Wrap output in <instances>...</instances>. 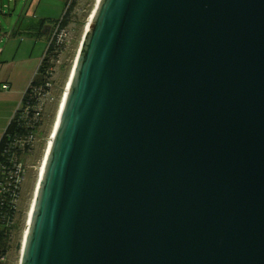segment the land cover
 Returning <instances> with one entry per match:
<instances>
[{
  "label": "water",
  "instance_id": "obj_1",
  "mask_svg": "<svg viewBox=\"0 0 264 264\" xmlns=\"http://www.w3.org/2000/svg\"><path fill=\"white\" fill-rule=\"evenodd\" d=\"M18 264H264V0H96Z\"/></svg>",
  "mask_w": 264,
  "mask_h": 264
},
{
  "label": "rangeland",
  "instance_id": "obj_2",
  "mask_svg": "<svg viewBox=\"0 0 264 264\" xmlns=\"http://www.w3.org/2000/svg\"><path fill=\"white\" fill-rule=\"evenodd\" d=\"M95 1L74 0L67 23L68 36L60 46L56 57L49 60L52 68L49 77L51 85L43 96L45 107L39 127V137L35 142L33 154L22 157L27 166L20 195L24 197L22 213L13 220L12 227L16 229L10 233L9 247L0 264H18L21 230L25 212L33 194L36 174H38L48 134L51 130L59 96L81 40L83 26L94 8ZM65 3L66 0H0V113L10 111V108L17 102V100L14 102L17 92H13L11 87L13 85L16 87L21 76L34 69L32 77L35 75L41 56L46 49V33H50L48 27L51 25V21L61 16ZM41 21H44V26L41 30L39 29L41 34L36 37L38 34L35 32ZM37 61L39 62L37 63ZM10 75L13 76V78L11 77L12 82L8 78ZM2 84H8L9 88L3 89ZM20 100L19 97L18 102ZM17 107L14 108V111ZM3 131L4 129L0 131V137Z\"/></svg>",
  "mask_w": 264,
  "mask_h": 264
},
{
  "label": "built area",
  "instance_id": "obj_3",
  "mask_svg": "<svg viewBox=\"0 0 264 264\" xmlns=\"http://www.w3.org/2000/svg\"><path fill=\"white\" fill-rule=\"evenodd\" d=\"M70 3L71 0L66 1L63 13L52 24L47 38V46L49 44L62 46L64 40L68 36L69 29L67 23L69 22V17H67L66 11ZM66 20L67 22L64 24ZM46 84L47 86L50 85L48 82ZM8 87V84L2 85L3 89H8ZM30 88L29 98L31 103L27 102V105L22 107L20 100V104L11 116V118L14 117L17 111H19L17 122L20 127H24L26 130L20 133L14 132L7 136L8 139L5 143V151L8 152L9 155L8 160L6 159L8 166L4 167L2 165V172H4L5 175L3 182H0V199L2 195L9 193L14 206L19 205L21 187L27 170L26 162L23 161L22 157L23 155L30 156L32 149L34 150L35 142L38 140V129L39 126H41L42 112L45 107L43 101L44 93L40 94L43 91L42 85L31 83ZM36 97L39 99L37 103L34 104V107L31 108L33 105L32 100ZM25 119L26 121H24ZM36 127H38V129H36Z\"/></svg>",
  "mask_w": 264,
  "mask_h": 264
},
{
  "label": "trees",
  "instance_id": "obj_4",
  "mask_svg": "<svg viewBox=\"0 0 264 264\" xmlns=\"http://www.w3.org/2000/svg\"><path fill=\"white\" fill-rule=\"evenodd\" d=\"M73 4H74V0H71L70 6L66 11L67 17H69L70 9H71ZM56 20L57 19L51 21L50 28ZM66 22H67V20L65 21L64 24H66ZM43 26H44V21L39 22L38 30L39 29L41 30V28H43ZM50 28H49V30H50ZM42 31H43V29H42ZM46 35H47V33H46ZM48 35H49V32H48ZM48 35H47V38H48ZM38 36H39V34L36 37H38ZM53 45H51V44H49L48 46L46 45L47 47L43 53L44 55L41 56V60L39 62L37 71H36L35 75L32 77V80L29 82L28 86L26 87V89L22 95V98H21V104H22L21 106L22 107L27 105V102L31 103L30 98H29L31 83H34L37 85H40V84L42 85L43 91L40 94L45 93L46 89L49 88V86L51 85L49 77H50L52 68L49 64V60L51 58L56 57L58 50L60 48V46H56V45L53 46ZM47 82L50 85L47 86V84H46ZM38 99L39 98L36 97L32 100L33 105L31 106V108L34 107V104L37 103ZM18 112L19 111H17V113L14 115V117L9 119V121H8L6 127L4 128V131L0 137V169H1L0 182H3L4 175H5V173L2 172V165L4 167L8 166L7 160H8L9 155H8V152L5 151V143H6V140L8 139L7 136L11 135L14 132L20 133V132H23L26 130L24 127H20L18 122H17ZM42 115H43V112H42ZM24 121H26V119ZM41 122H42V118H41ZM36 129H38V127H36ZM38 132H39V129H38ZM32 152H33V149L31 151L30 155L33 154ZM19 201H20L19 205L14 206L13 202L11 201V196L9 195V193L2 195L1 199H0V263H1V259L5 256V254L8 250L10 233L12 231H14V229H16L15 227H12L13 220L18 214L22 213L24 197H20ZM19 244H20V242H19Z\"/></svg>",
  "mask_w": 264,
  "mask_h": 264
},
{
  "label": "bare ground",
  "instance_id": "obj_5",
  "mask_svg": "<svg viewBox=\"0 0 264 264\" xmlns=\"http://www.w3.org/2000/svg\"><path fill=\"white\" fill-rule=\"evenodd\" d=\"M96 3V1H95ZM95 7V5H94ZM94 10V8H93ZM93 10L91 11L85 25L83 26V32H82V37L85 33V31L87 30V27H88V24L90 22V18H91V14L93 12ZM81 37V39H82ZM81 41V40H80ZM80 43V42H79ZM80 45V44H79ZM79 45L77 47V51H78V48H79ZM77 51L75 53V57H76V54H77ZM75 57L72 61V64H71V67L69 69V73L67 75V78L65 80V83L63 85V90L60 94V99L58 100V105H57V109H56V112H55V116H54V119H53V122H52V125H51V130H50V133L48 134V139H47V142H46V145H45V149L43 151V155H42V160L40 162V166H39V169H38V174H36V179H35V184H34V187H33V194H32V197H31V200H30V203L26 209V214H25V217H24V222H23V226H22V233H21V238H20V244H19V255H20V252H21V245H22V241H23V237L26 233V229H27V224L29 222V218H30V213H31V209H32V201H33V195H34V190H35V186L37 185L38 183V180H39V175L41 174V171H42V167H43V164H44V160H45V157H46V153H47V150H48V147H49V144H50V141H51V138H52V135H53V132H54V128H55V125H56V122H57V118H58V115H59V112H60V108H61V105H62V101H63V96L65 95V92H66V88H67V84H68V81H69V78H70V73H71V70H72V66L74 64V61H75ZM19 257V256H18Z\"/></svg>",
  "mask_w": 264,
  "mask_h": 264
},
{
  "label": "crops",
  "instance_id": "obj_6",
  "mask_svg": "<svg viewBox=\"0 0 264 264\" xmlns=\"http://www.w3.org/2000/svg\"><path fill=\"white\" fill-rule=\"evenodd\" d=\"M48 27V26H47ZM50 27V26H49ZM49 27H48V30H49ZM35 34H41V32L39 31V30H36V32H35ZM47 35H48V33H47ZM46 41H47V39H46ZM39 61H37V63H38ZM36 66H37V64H36ZM35 66V67H36ZM34 71H35V69L34 70H31L29 73H27V74H24V75H22L21 76V79L17 82V85H16V87L13 85L12 87H11V89H12V91L13 92H17V94H16V96L14 97V102H16V100H17V102H18V99H19V97L21 98V95L24 93V91H25V89H26V87L28 86V83H29V81H30V79L32 78V74L34 73ZM11 77L13 78V76L12 75H10L8 78H9V80L12 82V79H11ZM3 85V84H2ZM9 86V85H8ZM9 88V87H8ZM10 89V90H11ZM9 90V91H10ZM18 98V99H17ZM14 103V105L10 108V111H6L5 113H0V131L2 130V129H4L5 128V126L7 125V123H8V121H9V119L11 118V116H12V114L14 113L13 111H14V108L15 107H17L18 106V104H19V102L18 103Z\"/></svg>",
  "mask_w": 264,
  "mask_h": 264
}]
</instances>
